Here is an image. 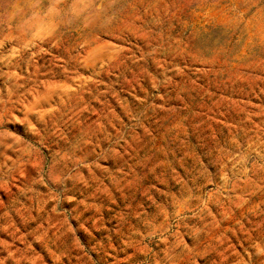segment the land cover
Here are the masks:
<instances>
[{
  "label": "rangeland",
  "instance_id": "1",
  "mask_svg": "<svg viewBox=\"0 0 264 264\" xmlns=\"http://www.w3.org/2000/svg\"><path fill=\"white\" fill-rule=\"evenodd\" d=\"M0 264H264V0H0Z\"/></svg>",
  "mask_w": 264,
  "mask_h": 264
}]
</instances>
